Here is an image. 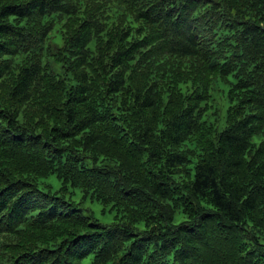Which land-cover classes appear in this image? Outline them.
Here are the masks:
<instances>
[{
	"label": "trees",
	"instance_id": "trees-1",
	"mask_svg": "<svg viewBox=\"0 0 264 264\" xmlns=\"http://www.w3.org/2000/svg\"><path fill=\"white\" fill-rule=\"evenodd\" d=\"M0 264H264V0H0Z\"/></svg>",
	"mask_w": 264,
	"mask_h": 264
},
{
	"label": "rangeland",
	"instance_id": "rangeland-1",
	"mask_svg": "<svg viewBox=\"0 0 264 264\" xmlns=\"http://www.w3.org/2000/svg\"><path fill=\"white\" fill-rule=\"evenodd\" d=\"M47 181L53 184L55 191L58 190L61 186V182L56 175H51L49 178H47ZM72 190L74 192L73 200L76 202H80L83 198V190L81 188H73ZM82 207L84 208L85 213L92 211L94 213V216L104 224H110L115 220L114 211H111L109 209L105 210L104 205L97 200H84L82 203Z\"/></svg>",
	"mask_w": 264,
	"mask_h": 264
}]
</instances>
